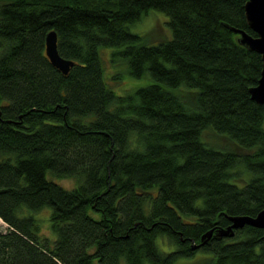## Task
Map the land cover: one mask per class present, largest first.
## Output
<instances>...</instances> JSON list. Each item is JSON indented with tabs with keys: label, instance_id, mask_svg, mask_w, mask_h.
I'll use <instances>...</instances> for the list:
<instances>
[{
	"label": "trees",
	"instance_id": "16d2710c",
	"mask_svg": "<svg viewBox=\"0 0 264 264\" xmlns=\"http://www.w3.org/2000/svg\"><path fill=\"white\" fill-rule=\"evenodd\" d=\"M245 2L0 0V264H264V227L193 246L264 207V103L249 90L263 61L229 27L256 35ZM151 8L168 38L131 30ZM51 29L67 73L45 52ZM103 45L152 82L117 93Z\"/></svg>",
	"mask_w": 264,
	"mask_h": 264
},
{
	"label": "water",
	"instance_id": "95a60500",
	"mask_svg": "<svg viewBox=\"0 0 264 264\" xmlns=\"http://www.w3.org/2000/svg\"><path fill=\"white\" fill-rule=\"evenodd\" d=\"M245 15L247 18L248 25L250 28L256 32V35L248 32L244 28L229 25L232 32L238 34L237 40L247 46L249 49L256 50V52L261 53L262 56V71L261 76L255 85L250 87V94L252 99H254L259 104L264 103V0H246L245 2ZM58 35L56 30H48L46 34V53L56 67H58L62 72L67 73L70 67L74 64L73 59H69L60 54L58 51ZM231 221L227 226L221 228V226H215L201 235V240L193 246L197 247L204 242H207L211 236H233L237 228H243L246 224L264 227V207L256 214H234L228 215Z\"/></svg>",
	"mask_w": 264,
	"mask_h": 264
},
{
	"label": "rangeland",
	"instance_id": "374dc122",
	"mask_svg": "<svg viewBox=\"0 0 264 264\" xmlns=\"http://www.w3.org/2000/svg\"><path fill=\"white\" fill-rule=\"evenodd\" d=\"M142 17L133 22L130 26L132 31H137L143 33V35L151 38V41L156 42V40L161 38H168L171 34V29L168 24L169 15L165 12L151 8L146 13L141 15ZM151 33V35H150ZM105 46V45H103ZM101 49L102 61L105 66V76L107 82L117 91V93L125 92L127 89H135L139 86L146 85L152 82L153 78H151L150 74H146L143 77H135L131 75L127 68L128 66L124 63H115L113 62V56L111 54L112 50L115 47L105 46ZM118 75V79L112 78L115 74ZM202 139L209 145L214 146L216 148H223L225 145H229L228 139L223 136V133H217L216 130L212 129H204L202 133ZM60 183H63L67 186L73 185V180L70 178H62L57 179ZM50 212L51 208L46 207L42 211L38 213V217H40L41 223V231L45 235H51L52 231L50 229ZM6 223L0 217V230L6 227Z\"/></svg>",
	"mask_w": 264,
	"mask_h": 264
}]
</instances>
